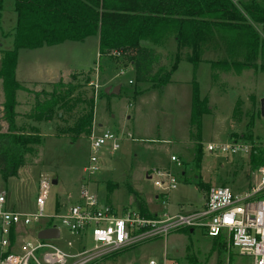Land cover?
Listing matches in <instances>:
<instances>
[{"label": "rangeland", "instance_id": "374dc122", "mask_svg": "<svg viewBox=\"0 0 264 264\" xmlns=\"http://www.w3.org/2000/svg\"><path fill=\"white\" fill-rule=\"evenodd\" d=\"M249 1L235 0L238 4ZM13 4V0H4L0 13V68L1 51L13 48V29L17 24ZM169 42L165 38L154 42L165 57L162 61L164 64L171 67L177 55H180V59L189 58L190 46L175 50ZM26 52L30 51L21 50L20 80L29 75L39 79L42 71L36 65L40 63L49 65L54 77L60 73L65 75L50 83L19 82L22 88L16 91V123L29 131L30 127H38L43 142L36 147L37 151L26 155L25 165L17 176L5 181L0 173V192H5L8 207L23 212L35 211L39 181L43 176H48L51 182L58 181L51 186L47 214L56 212L61 204L74 203L79 199L83 185L87 184L83 177L87 176L84 169L91 155L90 138L93 134L99 135L108 130L122 135L121 145L112 154L109 145L100 149V170L91 175L89 188L101 202L111 203L117 208L139 207L137 197L129 191V186L142 194L151 214L174 215L180 211L200 210L207 188L211 185H228L236 191H243L254 180V169H251L250 163L252 151L227 155L219 151L209 152L206 145L208 142H228L242 137L247 143L263 142L264 146V116L258 112L259 98L264 95L263 71L256 68L246 71L215 69V72H211L213 77L211 75L209 78L208 67L203 63L194 71L188 61L180 60V67L173 72L171 82L158 87L149 82H137L134 66L125 55L99 59L98 34L82 42L69 40ZM72 76L76 87L67 98L71 107L57 108L51 120H36L33 116L39 99L36 93L53 92L54 82L71 81ZM185 77L193 80L192 85L182 80ZM52 78L51 75L49 80ZM178 79L184 82L178 84ZM209 79L219 86L218 91H228L230 86H234L237 91L236 96L231 97L232 102L230 98H223L224 101L219 103L210 102L207 92ZM199 83L204 105L211 108L202 117L201 161L197 167V150L191 140V109L194 84ZM118 84L121 85L119 94H104L107 86ZM64 90L60 92L62 95H65ZM90 97L95 99L92 129L89 134L73 140L75 127L89 113ZM4 101L3 83L0 80V105ZM247 123H250L248 127ZM0 125L5 131L6 123L0 121ZM249 135L252 140L247 139ZM172 155L177 156V162L171 161ZM257 155L258 160L264 158V151ZM154 169H166L176 175V188L162 194V190L155 186L154 178H151ZM198 182L202 185H198ZM49 224L45 219L39 226L28 229L35 232L38 227L47 228ZM60 227L62 238L53 241L59 247L66 249L67 240H79L65 227ZM30 232L23 228L19 230L18 241ZM224 240L225 264L253 263L252 258L231 249L228 240ZM79 244L82 248L94 246L91 235H82ZM212 245L213 239L205 236L201 230H195L191 235L174 231L165 237L139 241L126 248L104 253L87 264H147L151 258L162 262L165 256L172 264H190L191 257H196L203 264H217V251L212 250ZM43 251L45 249L39 254L41 261Z\"/></svg>", "mask_w": 264, "mask_h": 264}, {"label": "trees", "instance_id": "16d2710c", "mask_svg": "<svg viewBox=\"0 0 264 264\" xmlns=\"http://www.w3.org/2000/svg\"><path fill=\"white\" fill-rule=\"evenodd\" d=\"M17 13L13 48L1 51L0 80L3 83L5 101L0 105V173L7 181L17 176L25 165L27 154L38 150L43 142L38 127H19L17 93L22 86L16 79V66L20 49H36L53 46L64 41H84L99 35V59L125 55L132 63L137 82H149L163 86L171 82L173 72L180 61L175 57L171 67L164 64L163 53L158 46H147L146 42H157L173 36L178 47L190 46L188 58L194 71L202 61L205 46L218 42L230 50L232 63L241 67L256 68L264 72V0L240 2L235 0H13ZM4 0H0V13ZM88 80V79H87ZM53 92H37L36 120H51L57 108L68 107L69 98L75 90V79L53 83ZM64 90L65 95L60 92ZM105 94V92H104ZM45 96L40 99L41 96ZM192 131L197 156L196 166L201 161L202 117L209 113L201 96L199 84H194L192 93ZM89 113L78 122L73 140L89 134L94 121L95 99H89ZM260 112V110L258 111ZM250 123L246 124V127ZM252 135V134H251ZM242 138V137H241ZM247 139L252 140L249 135ZM259 143V145H258ZM252 142L251 169L264 164L257 153L263 154V142ZM198 177V176H197ZM202 185L201 182L197 183ZM141 212H149L142 194L133 190ZM191 235V230H177ZM221 239V240H220ZM226 241L223 237L213 239L212 250L217 251V264H225L223 253ZM190 264H203L196 257Z\"/></svg>", "mask_w": 264, "mask_h": 264}, {"label": "built area", "instance_id": "2783aa9c", "mask_svg": "<svg viewBox=\"0 0 264 264\" xmlns=\"http://www.w3.org/2000/svg\"><path fill=\"white\" fill-rule=\"evenodd\" d=\"M90 139L91 155L84 169L87 176L83 177L87 184L83 185L79 199L74 203L61 204L53 214L46 213L53 184L48 176L39 181L35 211L7 208V196L5 192L0 193V264H43L42 261L46 264H87L104 253L184 229L201 230L212 239L226 238L230 248L252 258V264H264V164L252 172L255 178L243 191H236L228 185H211L200 210L147 216L139 207L117 208L111 203H103L89 188L91 175L100 170V149L109 145L110 154L117 151L122 135L108 130L93 134ZM206 149L227 155L248 154L252 151V144L239 138L228 142H208ZM171 161L177 162V156L172 155ZM151 178L162 194L175 189L178 182V177L166 169H154ZM45 219L50 222L47 227H57L61 232V225L79 240H67V248L62 249L53 242L57 239L38 238L41 228L29 231L28 227L39 226ZM22 228L30 233H25L18 241L17 233ZM82 235H91L94 246L82 248L79 244ZM77 246V252L73 253ZM42 249L45 251L41 254V261L39 254ZM147 264L172 263L165 256L162 262L151 258Z\"/></svg>", "mask_w": 264, "mask_h": 264}, {"label": "crops", "instance_id": "0c3cea01", "mask_svg": "<svg viewBox=\"0 0 264 264\" xmlns=\"http://www.w3.org/2000/svg\"><path fill=\"white\" fill-rule=\"evenodd\" d=\"M16 12V11H15ZM16 16H17V13H16ZM17 23V22H16ZM17 25V24H16ZM15 28L13 29V35H15ZM166 39H169V45H171L172 47H175V50L178 48V43L176 41V39L171 36L169 38H166ZM13 43H14V36H13ZM153 42H146V45L147 46H153L154 43L152 44ZM44 47V46H43ZM43 47H40V48H36V49H20L19 53H18V60H17V66H16V79L18 80V82H41V83H50V82H53L55 79H58L62 76H64L65 74H62L60 73L58 75V77H54V75L52 74V69H50L51 67L48 65L46 66L47 64H37L36 67H39L38 70H41L42 71V74H41V77H39V79L35 78L34 75H29V77H27L26 79L24 80H20L19 77H18V74L20 72V59H21V50H24V51H30V52H26V53H31L32 51H36V50H41ZM188 49V48H186ZM190 51L187 50V52ZM185 52V51H184ZM29 56H31V54H29ZM181 61L182 60H185V61H188V58H182L180 59ZM184 62V61H183ZM203 63V65H206L208 67V70H209V78H211V75L212 73L211 72H215V69L217 70H244L246 71L248 68L246 67H241L240 65L238 64H234L232 63V59L230 57V50L226 47V45L222 44V43H218V42H213V43H209L205 46V50H204V53L202 55V61L199 63V65ZM191 64V63H190ZM180 65V64H179ZM176 68L175 71H177L179 69V66ZM199 65L197 67L196 70L199 69ZM192 66V64H191ZM194 70V69H193ZM194 72V71H193ZM190 73H188L189 75ZM46 76L45 77H43ZM52 75V79L49 80V77ZM213 77V75H212ZM182 80H186L188 81L191 85H192V79H188V78H184ZM180 79L176 80L178 81L177 83L179 84H182L184 81H182ZM210 83L208 84L209 88L207 90L208 94H210V100L208 99L210 102H214V103H219V102H222L224 101L223 98H230L231 99V102H232V98L234 96H236V88L234 86H230L228 91H218L220 88L219 86H216L215 83L210 80ZM199 86H200V83H199ZM226 90V88H225ZM264 95H262L259 100L263 97ZM232 97V98H231ZM232 104V103H231ZM209 108H211V106H209ZM0 193H3V192H0ZM78 200V199H77ZM76 200V201H77ZM13 205V204H12ZM6 207L9 208V209H13V210H16L14 207H8V200H7V204H6Z\"/></svg>", "mask_w": 264, "mask_h": 264}, {"label": "water", "instance_id": "95a60500", "mask_svg": "<svg viewBox=\"0 0 264 264\" xmlns=\"http://www.w3.org/2000/svg\"><path fill=\"white\" fill-rule=\"evenodd\" d=\"M121 85L107 86L104 90L106 94H119ZM260 113L264 116V96L260 99ZM57 180H53V184H57ZM193 232V230H191ZM38 238L42 240L59 239L61 236L60 229L57 227H47L38 231Z\"/></svg>", "mask_w": 264, "mask_h": 264}]
</instances>
